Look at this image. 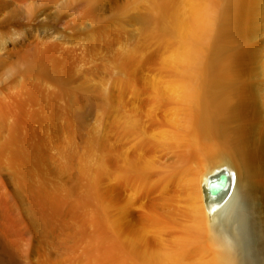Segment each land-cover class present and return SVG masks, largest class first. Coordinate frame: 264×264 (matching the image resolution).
Returning <instances> with one entry per match:
<instances>
[{
    "label": "rangeland",
    "instance_id": "rangeland-1",
    "mask_svg": "<svg viewBox=\"0 0 264 264\" xmlns=\"http://www.w3.org/2000/svg\"><path fill=\"white\" fill-rule=\"evenodd\" d=\"M153 1L0 0V99L6 94L4 102H12L24 85L38 94L25 103L23 121L36 131L39 140L34 135L33 142L44 153L47 166L39 183L69 214L61 225L80 228L82 247L90 235L101 239V229L129 240L131 233L122 227L131 225L161 226L147 233L170 245L190 222L191 189L179 175L183 168H190L187 178L199 181L223 162L238 173L244 155L252 154L264 170V0H243L239 14L235 0H201L214 11L215 23L211 36L204 34L196 44L200 72L191 102L165 88L175 78L164 62L175 37L160 25L161 0ZM49 44H56V52L32 56ZM87 99L79 127L72 111ZM202 101L220 113L219 158L191 157L187 144ZM13 108L0 109V139L11 132Z\"/></svg>",
    "mask_w": 264,
    "mask_h": 264
},
{
    "label": "bare ground",
    "instance_id": "bare-ground-1",
    "mask_svg": "<svg viewBox=\"0 0 264 264\" xmlns=\"http://www.w3.org/2000/svg\"><path fill=\"white\" fill-rule=\"evenodd\" d=\"M243 4V0H235L238 14ZM175 5L166 0H161L158 5L159 17L162 20L160 25H164L175 37L171 46L168 45L170 50L164 59L165 64L173 70L175 78L169 82L167 80L165 88L173 91L179 98L191 102L195 97L193 82L200 72L198 63L201 45L196 44L204 34L207 33L206 37L211 36L215 16L214 11L203 5L201 0H179L178 6ZM242 8L244 10V7ZM192 27L193 35H189ZM54 45L56 46L49 44L41 49L35 48L32 56L43 59L54 51ZM218 62L216 60V63ZM23 78L20 77L21 80ZM32 87L24 85L19 92H13L12 102H4L6 94L1 97L3 100L0 99V109L12 112L14 107L15 112L9 113L14 116L11 132L5 139H0V264H264V170L261 173L254 165L252 154L244 155L238 173L226 162L209 168L199 181L195 177L187 178L189 167L180 171L181 180L189 184L191 189L188 205L190 222L182 229V235L171 239L170 245H164L159 237L152 238L147 233L150 229L159 231L161 226L131 225L122 227L124 232L131 233L129 240H119L116 235H108L101 229V239L99 233L90 235V240L82 247L85 241L80 228L77 225H61L66 214V217L69 214L55 200L51 191L39 183V176L45 170L44 166H47L44 153L39 143L33 142L36 131L34 133L30 130L23 121L25 103L28 105V100L31 101L38 95ZM211 88L213 89V86ZM212 100L211 98L210 101ZM88 102L87 99L84 103H76L73 108L72 117L79 127L85 121L83 108L89 107ZM201 107L195 123L188 129L187 144L192 151L191 157L212 159L220 153L215 136L223 124L221 125L222 121L218 118L220 113L217 115L214 108L205 102ZM41 110L39 113L43 112ZM33 111L31 110L32 113ZM30 114L27 113L29 116ZM41 115L43 116L38 117L45 119L46 114ZM41 120L43 119H40V122ZM37 137L38 135L36 139ZM260 148V160L264 163V136ZM221 170L228 172L230 183L222 195L214 197L206 189L207 181ZM47 180L49 181V178ZM100 226L102 228L104 225Z\"/></svg>",
    "mask_w": 264,
    "mask_h": 264
},
{
    "label": "water",
    "instance_id": "water-1",
    "mask_svg": "<svg viewBox=\"0 0 264 264\" xmlns=\"http://www.w3.org/2000/svg\"><path fill=\"white\" fill-rule=\"evenodd\" d=\"M229 183L230 178L228 172L221 170L208 179L206 189L210 195L218 197L225 192Z\"/></svg>",
    "mask_w": 264,
    "mask_h": 264
}]
</instances>
